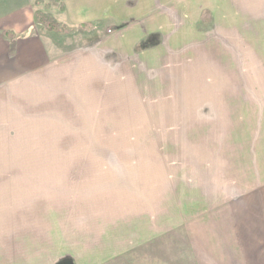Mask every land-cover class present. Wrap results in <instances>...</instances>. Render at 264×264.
Segmentation results:
<instances>
[{"label":"rangeland","instance_id":"374dc122","mask_svg":"<svg viewBox=\"0 0 264 264\" xmlns=\"http://www.w3.org/2000/svg\"><path fill=\"white\" fill-rule=\"evenodd\" d=\"M27 1L34 12L55 18L58 1L49 8ZM244 1L202 0L200 7L212 14L199 23V35H188L189 44L173 38L179 22L172 14L174 30L159 44L156 36L146 37L128 43L122 54L96 56L87 29L59 34L37 22L31 26L32 35H40L41 62L22 55L33 52L24 34L16 46L22 59L15 57L16 36L8 39L10 86L0 92L8 96L0 101V264H30L35 255L55 251L59 264L66 250L80 248L92 213L128 198L130 182L141 179L145 168L155 180L157 170L159 176L171 170V178L180 172L183 181H192L195 131L210 126L195 125L199 105L212 101L214 111L229 118L262 114L263 0ZM117 3L129 8L137 1ZM153 6L155 16L170 10L164 0ZM108 28L105 36L113 33ZM89 54L104 69L88 68ZM215 112L204 108L200 114Z\"/></svg>","mask_w":264,"mask_h":264},{"label":"crops","instance_id":"0c3cea01","mask_svg":"<svg viewBox=\"0 0 264 264\" xmlns=\"http://www.w3.org/2000/svg\"><path fill=\"white\" fill-rule=\"evenodd\" d=\"M135 1L127 8L117 0H58L55 18L64 17L67 23H61L75 31L87 29V44L97 49L96 56H104L107 50L128 52V43L146 37L156 36L159 44L165 33L173 32L175 20L179 35L173 38L178 44H189L188 35H199V23L212 14L209 7H200L202 0H164L170 10H157V16L154 0ZM260 4L258 16L264 0L262 8ZM171 5L175 6L171 9ZM33 12L27 0L0 1V92L4 94L11 77L9 38L16 36V52L24 34L33 52L22 55L28 52L32 62L42 60L40 35H32ZM171 14L176 16L173 22ZM127 23L126 30L115 29ZM132 24L135 29L129 32ZM108 26L113 33L105 36ZM18 54L17 49L15 57L22 59ZM84 60L91 70L105 67L90 54ZM6 100L7 95L0 97ZM199 106L195 125L210 126L195 131L193 180L183 181L180 172L171 178V170L161 176L157 170L155 180L151 168H145L141 179L130 182L128 198L100 204L92 213L90 231L82 232L80 248L66 250L59 264H264V111L254 118H229L216 113L212 101L207 107ZM204 108H212L215 117L202 116ZM214 120L217 127H212ZM56 258V251L38 254L30 264H57Z\"/></svg>","mask_w":264,"mask_h":264},{"label":"trees","instance_id":"16d2710c","mask_svg":"<svg viewBox=\"0 0 264 264\" xmlns=\"http://www.w3.org/2000/svg\"><path fill=\"white\" fill-rule=\"evenodd\" d=\"M47 1L48 2H46L45 0H36L35 3L37 5L39 4L42 5V3H47L45 4V6L49 8L50 1H58V0H47ZM60 7L62 8L63 6L60 4ZM33 20L37 23L43 24L45 27H48L59 34L72 33L75 30L73 27L66 26L61 22L57 21L51 14L48 13L35 11L33 14Z\"/></svg>","mask_w":264,"mask_h":264}]
</instances>
